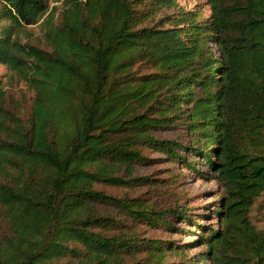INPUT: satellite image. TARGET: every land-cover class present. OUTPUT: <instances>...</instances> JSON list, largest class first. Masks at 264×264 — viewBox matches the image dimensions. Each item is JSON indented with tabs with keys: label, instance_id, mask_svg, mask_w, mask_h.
I'll use <instances>...</instances> for the list:
<instances>
[{
	"label": "trees",
	"instance_id": "16d2710c",
	"mask_svg": "<svg viewBox=\"0 0 264 264\" xmlns=\"http://www.w3.org/2000/svg\"><path fill=\"white\" fill-rule=\"evenodd\" d=\"M205 4L0 0V264H264V0Z\"/></svg>",
	"mask_w": 264,
	"mask_h": 264
},
{
	"label": "rangeland",
	"instance_id": "374dc122",
	"mask_svg": "<svg viewBox=\"0 0 264 264\" xmlns=\"http://www.w3.org/2000/svg\"><path fill=\"white\" fill-rule=\"evenodd\" d=\"M180 6L184 7L186 10H192L195 8V5L198 4V8L201 11L202 18H207L210 14L208 7L205 4V0H179ZM55 4H52V6ZM58 5V4H56ZM127 51V50H126ZM129 52L124 54V60L126 61L129 57ZM126 70V69H125ZM5 73V68L0 65V76ZM162 137H171L170 134L163 133L161 134ZM151 158H156V155H150ZM169 170H173L175 172H179L178 170L174 169V166H170L166 162H153L152 166H148L147 168L143 169L142 174L147 176L153 180L163 181L166 180L167 177L170 176L168 173ZM178 180L181 182L180 185L176 189L173 190L174 193H182L184 197L189 199L187 206H194L191 212L196 213H205L209 218L207 220H200L201 224L204 226H208L211 222L213 217H210V209L213 208L215 202H217V198H215V193L213 191L216 189L215 182H207L203 179L196 180L193 177H189L188 173L186 175H181ZM177 186V185H176ZM109 194H117L116 189H108L105 188ZM167 195L161 194V196L157 197L153 201H161L166 200ZM264 199V197L262 198ZM261 200V199H260ZM260 201H257L252 209L251 212V219L252 222L259 227L260 229H264V210L259 209ZM199 206V207H195ZM179 228H184L188 230L191 228L194 233H187V234H178V233H169L162 230H152L140 227L139 230H142L143 234H146L150 238L154 239H161L165 241H170L175 244H190V256H195L199 254L203 247H201V243H198V235L199 231H197L194 227H190L189 225L179 224L177 225ZM196 242V243H195ZM194 243V244H192Z\"/></svg>",
	"mask_w": 264,
	"mask_h": 264
}]
</instances>
